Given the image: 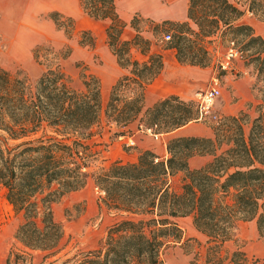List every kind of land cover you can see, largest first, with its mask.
Wrapping results in <instances>:
<instances>
[{
	"label": "trees",
	"instance_id": "obj_1",
	"mask_svg": "<svg viewBox=\"0 0 264 264\" xmlns=\"http://www.w3.org/2000/svg\"><path fill=\"white\" fill-rule=\"evenodd\" d=\"M81 1L91 17L111 20L106 29L108 44L119 64L129 69L112 86L105 109L101 81L94 74H80V90L57 67L44 72L32 86L26 76L0 66V129L12 139L27 138L40 130L55 133L47 140H24L15 147L0 143V183L15 211L24 217L16 237L31 248L52 250L62 240L64 229L54 217L52 204L86 186L89 153L83 139L103 113L118 125L138 121L137 131L151 129L155 134L199 120L196 104L176 94L146 107V87L161 72L162 55L150 53L151 40L141 32L131 39L122 38L126 24L116 12V0ZM250 9L264 13V0H254ZM243 14L230 0H189L188 16L197 29L188 21H164L182 28L168 47L176 49L180 63L205 67L209 61L204 39L219 32L232 35L244 50L252 51L248 64L264 77V37L239 21ZM55 20L62 26L58 16ZM133 48L148 58H133ZM131 84L137 86L134 91L122 94ZM262 92L248 135L244 125L250 117L241 111L223 116L212 127L213 137L169 139L167 158L146 149L134 162H116L96 173L95 185L104 192L102 202L123 219L77 264H160L164 246L183 238V229L175 221L182 216H192L208 241L219 243L215 248L232 238L239 221H256L264 236V87ZM197 154L214 158L199 169H190L188 159ZM179 173L183 176L176 186L173 178ZM246 260L243 251L235 250L230 261Z\"/></svg>",
	"mask_w": 264,
	"mask_h": 264
},
{
	"label": "rangeland",
	"instance_id": "obj_2",
	"mask_svg": "<svg viewBox=\"0 0 264 264\" xmlns=\"http://www.w3.org/2000/svg\"><path fill=\"white\" fill-rule=\"evenodd\" d=\"M253 1L234 0L232 2L240 9L242 7L250 9ZM6 3V0H0V14H2L0 15V66L12 73L18 72L26 76L28 83L32 86L48 69L60 67L71 76L72 85L80 90L83 89L81 73L87 76H90L92 72L99 74L97 72L101 70L104 61L101 53L108 45L107 32L103 26L75 32L69 20L61 19L63 32L48 33V38L39 37L40 41H38L37 34L26 30L23 25L13 23L9 26L6 21H3V7ZM250 11L256 18L264 21V13L251 9ZM151 26L148 29L152 32L148 35L152 38L151 44L155 46L150 49V53H158L157 51L169 48L173 40L167 41L164 38L166 32H171L174 38V35L182 31V28L170 24ZM256 34L259 33L256 32ZM232 37V35L222 36L219 32L204 39L202 44L208 51V66L212 67L211 77L201 88L195 90L190 99L181 98L196 104L195 93L211 87L214 79H218L221 95L213 106V112L218 114V118L209 116L197 122L209 127L216 126L220 119L226 116L224 108L229 105L237 111L234 115H238L241 111L249 114V122L244 125L245 134L248 135L251 120L257 116V105L262 102L264 77L258 74L253 65L248 64V54L252 51L244 50L242 43L233 41ZM131 38L129 36L128 39ZM230 47L244 51L242 50L243 54L231 62L228 69H223L221 61L225 59ZM132 57H134L133 54ZM146 59L147 57H141L139 60ZM244 76L251 79L250 88L246 86V82H242L244 89L234 88V79ZM133 87L137 86L131 84L129 87H124L121 93L130 94L134 91ZM110 92L111 90L106 95L102 94L104 109ZM148 106L151 105L146 104V107ZM137 124L138 121L127 126L118 125L103 113L99 121L90 129V135L83 139V142L88 145V166L84 170L89 173V178L84 188L68 192L52 204L54 217L64 229L62 240L52 250L28 247L16 237L17 229L24 222V217L22 213L15 211L14 206L7 199V189L0 183V264H77L86 252L99 247L109 229L123 217L102 202L104 192L95 185L93 176L116 162H122L121 158L126 153L135 151L133 135L137 132ZM146 132L155 136L161 135L155 134L151 129ZM54 135L55 133L51 130H40L27 138L12 139L0 129V143L15 147L24 140L39 137L47 140ZM136 150L139 151L138 148ZM126 160L125 163H128L127 155ZM182 176L183 174L179 173L173 178L176 186L180 184ZM225 199L230 201L231 195H227ZM216 244L219 243L201 241L196 237L184 239L183 233L180 242L170 241L164 246L160 255V264H233L230 260L235 250L243 251L247 258L246 262L238 264H264V236L260 235L256 221H239L233 230L232 238L219 248H215Z\"/></svg>",
	"mask_w": 264,
	"mask_h": 264
},
{
	"label": "crops",
	"instance_id": "obj_3",
	"mask_svg": "<svg viewBox=\"0 0 264 264\" xmlns=\"http://www.w3.org/2000/svg\"><path fill=\"white\" fill-rule=\"evenodd\" d=\"M6 1L7 3L3 7V21H6L9 26L13 25V23L20 26L23 25L26 30L37 34L38 41H40L39 37L48 38V33L63 32L62 26H59L55 20L56 16L60 18V22L61 19L69 20L72 24V30L75 32L88 30L95 26H103L106 32L111 22L108 18L96 19L88 15L82 6L81 0ZM230 1L234 2V0ZM115 6L118 16L126 24L122 34L123 39H128L129 36L133 37L138 32H141L142 35L151 40L152 38L148 34L152 31L148 27L151 25L154 27L167 20L188 21L193 28L197 29V25L188 16L189 0H116ZM242 9L244 10V14L239 21L253 26L256 32L264 37V21L256 18L254 13L251 14L252 11H250L249 7H242ZM154 46V44H151V48ZM157 52L162 55L163 68L159 75L152 80V83L147 85L148 88H146L145 95V103L147 105H153L159 98L171 94H176L184 99H190L195 90L201 88L204 82L208 81L211 77L212 67L180 63L175 48L169 47ZM131 53L134 55L133 58L136 59H141V57L148 58V56H144L136 48H133ZM101 55L104 59L103 66L97 72L99 74L94 73V75L100 79L102 94L106 95L120 77L129 73V69L119 64L117 56L113 53L109 44L106 45ZM242 82H246V86L250 88L251 79L246 76L234 79L233 87L240 88V90L241 88L244 89ZM224 111L225 115H234L237 112L229 105L224 108ZM184 136L213 137L214 131L212 127L197 121H191L159 136L148 133L146 130H138L133 135L135 139L133 150L135 151L130 154L126 153L121 158L122 162H127L126 155L129 162L136 161L138 154L141 152L140 150L146 149L154 151L161 158H167V141L174 137ZM213 158L214 156L211 154L193 155L188 159V165L190 169H199ZM175 221L183 229L184 239L196 237L201 241L208 240V236L196 228L192 216L176 217Z\"/></svg>",
	"mask_w": 264,
	"mask_h": 264
},
{
	"label": "built area",
	"instance_id": "obj_4",
	"mask_svg": "<svg viewBox=\"0 0 264 264\" xmlns=\"http://www.w3.org/2000/svg\"><path fill=\"white\" fill-rule=\"evenodd\" d=\"M253 14V12H251ZM164 38L167 41L172 39V34L170 32L164 35ZM243 54L242 50H239L236 47H230L226 57L221 61V67L223 69H228L231 65V62ZM221 95V88L218 79H214V83L211 87L203 90H198L195 93L196 96V106L199 110V120L206 119L207 117L218 118V114L213 112V106L216 102V99ZM157 136V135H156Z\"/></svg>",
	"mask_w": 264,
	"mask_h": 264
}]
</instances>
